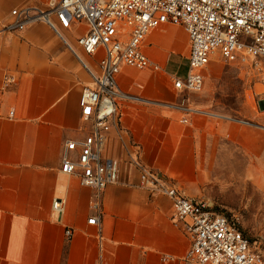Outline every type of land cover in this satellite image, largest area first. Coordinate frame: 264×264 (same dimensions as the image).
<instances>
[{
  "label": "crops",
  "instance_id": "1",
  "mask_svg": "<svg viewBox=\"0 0 264 264\" xmlns=\"http://www.w3.org/2000/svg\"><path fill=\"white\" fill-rule=\"evenodd\" d=\"M48 2L0 0V264H185L191 237L173 218L172 199L140 186L139 165L187 196L197 197L205 183L213 119L194 102L192 113L172 105L180 99L179 76L167 70L173 56L189 61L187 31L171 23L150 31L143 49L159 69L121 65L119 86L146 101L120 102L104 151L119 163V182L94 207V191L61 166L66 141L88 129L79 98L84 87L95 86L90 70L99 58L79 51L80 60L41 20L24 30L5 28L13 9H46ZM77 29L64 31L74 47ZM248 126L262 148L232 145L242 149L251 181L253 162L264 161V130ZM55 199L65 202L61 214L53 211ZM94 215L99 223H88Z\"/></svg>",
  "mask_w": 264,
  "mask_h": 264
},
{
  "label": "built area",
  "instance_id": "2",
  "mask_svg": "<svg viewBox=\"0 0 264 264\" xmlns=\"http://www.w3.org/2000/svg\"><path fill=\"white\" fill-rule=\"evenodd\" d=\"M11 15L7 29L24 30L41 20L80 60L79 51L99 58L97 70H90L95 86L84 87L79 98L88 129L82 138L66 141L61 166L64 173L76 175L82 186L94 191V207L100 206L105 189L119 182V163L104 151L109 132L118 126L120 102L146 101L119 86L121 65L159 69L143 49L152 29L171 23L183 26L188 33V71L184 78L174 77L175 88L184 95L172 104L186 113L194 109L185 93L202 90L204 72L212 58L264 60V0H49L46 9L27 6L13 9ZM75 26L76 47L64 33ZM6 81L13 82V76H7ZM182 121L188 122L187 117ZM139 166L140 186L170 197L173 218L191 237L185 264H264L263 253L236 219L215 210L204 199L187 196L156 171ZM64 203L55 199L53 211L61 214ZM99 221V215L88 219L90 224ZM65 233L71 239L73 229L67 228Z\"/></svg>",
  "mask_w": 264,
  "mask_h": 264
},
{
  "label": "rangeland",
  "instance_id": "3",
  "mask_svg": "<svg viewBox=\"0 0 264 264\" xmlns=\"http://www.w3.org/2000/svg\"><path fill=\"white\" fill-rule=\"evenodd\" d=\"M188 67L187 59L173 56L167 70L184 78ZM263 92L264 60L247 57L228 61L215 56L205 69L202 90L185 95L211 116L213 122L207 127L215 133L205 162V183L197 197L236 219L264 255V161L253 162L254 176L249 181L242 149L237 146L245 143L262 148L260 141L250 135L253 130L248 125L264 130ZM227 133L231 134L228 138Z\"/></svg>",
  "mask_w": 264,
  "mask_h": 264
},
{
  "label": "water",
  "instance_id": "4",
  "mask_svg": "<svg viewBox=\"0 0 264 264\" xmlns=\"http://www.w3.org/2000/svg\"><path fill=\"white\" fill-rule=\"evenodd\" d=\"M261 105L263 106V102L261 103Z\"/></svg>",
  "mask_w": 264,
  "mask_h": 264
}]
</instances>
